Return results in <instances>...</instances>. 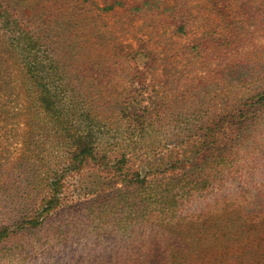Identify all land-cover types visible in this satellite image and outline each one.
<instances>
[{"label": "rangeland", "instance_id": "obj_1", "mask_svg": "<svg viewBox=\"0 0 264 264\" xmlns=\"http://www.w3.org/2000/svg\"><path fill=\"white\" fill-rule=\"evenodd\" d=\"M141 1L0 0L2 9L10 13V23L17 19L31 30L42 31L51 55L64 59L66 66L78 65L79 86L74 92L59 96L65 106L87 110L91 101L83 87H88L108 96L106 103L99 102L106 108L113 110L117 101L115 110L121 109V113L122 110L127 113L129 106L146 108L155 119L153 124L148 120L150 125L125 133L128 122L124 119L129 117L128 113H122L123 118L118 119L112 110H104L110 116L100 131L102 150L107 158L126 152L122 172L98 162L90 163L80 172L66 169L60 127L36 108L23 71L0 50V202L5 201L12 208L6 214L10 220L34 217L39 221L34 229L27 228L26 235L20 238L12 235L0 243V264H97L98 253L92 246L110 239L105 238L103 231L112 230L117 237L139 234L143 239H136L138 244L146 241L147 236H157L162 244L165 238L169 239L166 233L175 214L183 213L196 216L209 212L203 231L229 233L231 239L241 233L243 239L239 244L248 243L245 236L252 230L248 216L251 213L256 220L261 208L244 204L252 200L258 186L264 185V122L249 123L245 143L240 144L237 138L231 148L228 144L219 148L221 154H229L232 160L224 161L222 156L224 163L217 166L210 187L182 203L183 211H175L172 202L175 176H187L202 165L200 161L194 164L189 161L200 145L201 124L209 119L206 113L212 111L218 118L224 114L219 100L210 105L212 99L203 95L199 78L205 75V65L187 46L203 31L211 38L221 36L231 40V52L236 58L217 61L229 73L239 70L248 74L257 67V50L264 52V0L234 1L239 10H236L238 23L222 21L215 12L219 8L228 14L231 3L227 7L221 4L212 7L207 0H185L177 8L184 9L179 17L172 19L166 12L168 19H165L155 9L149 15L133 14L130 7ZM108 3L115 6L106 8ZM179 25H184L185 30H179ZM142 45L151 49V62H160L168 55L175 64L172 66L175 93L184 87L189 89L195 98L193 104L174 106L169 101L163 109L166 101L163 98L170 97L174 83L164 82L162 76L170 77L171 68L166 74L162 68L152 71L151 62L141 55L125 61L130 58L127 56L130 51H138ZM132 66L143 73L139 79L133 78ZM253 81L264 85V75ZM251 86L249 83L248 88ZM176 112L180 115L175 118ZM114 120L117 123L112 124ZM225 129L217 128L224 136L220 138L222 142L230 134ZM55 172L61 181L59 205L44 211L46 204L41 197L48 199L51 187L47 181L54 180ZM136 173L145 178L143 186L129 183L135 181ZM161 194L166 195L172 208L164 206L166 200L158 199L152 210L147 211L145 203ZM172 194L170 202L171 197L167 196ZM251 240L259 241L258 235L251 233ZM238 247L231 243L230 248Z\"/></svg>", "mask_w": 264, "mask_h": 264}, {"label": "trees", "instance_id": "obj_2", "mask_svg": "<svg viewBox=\"0 0 264 264\" xmlns=\"http://www.w3.org/2000/svg\"><path fill=\"white\" fill-rule=\"evenodd\" d=\"M207 1L212 7L217 4L227 7L231 3L228 14L224 12V9L222 11L219 8L215 12L219 14L218 17L222 21L238 23L237 11L239 12V10L235 8L234 4V1L237 0L232 2L231 0ZM158 3H162V5H158ZM180 3H185V0H172L171 3L170 1L142 0L132 4L130 9L133 14L143 13L145 15L154 13L157 10L155 13L160 14L165 19L168 18L164 13L169 12V16L173 19L174 16L179 17V12L183 13L184 11L181 7L177 9ZM114 6V3H108L105 7L112 8ZM148 8H151V12ZM152 9H155V11H152ZM178 29L184 31L185 26L179 25ZM35 30L19 23L17 19H13V23H10V13L4 11L0 4V50H4L6 55L13 62L15 61L16 65L23 71L24 79L28 80L27 83L30 86L36 108L52 123L60 127L66 150L63 162L66 169L80 172L90 163L98 162L100 164L105 163L106 167L109 166L116 172L121 171L125 166L126 152H119L116 156L107 158V154L102 150L103 137L100 131H102L103 126L107 123V118L110 116L105 114L104 110L111 111L112 108H106V105L99 104V102L106 103L107 100L105 99L108 96L105 93H97L94 89L83 87L84 93L89 95L91 101L90 105L86 107L87 110L84 111L72 105L70 107L65 106L59 96L66 94L68 91L74 92L79 86L81 77L80 72H78V65L66 66L64 59L51 55L43 32H36ZM231 42V40H224L221 36L211 38L207 32L203 31L201 35L193 37L192 43L187 46V50L200 58L205 65H203L205 69L202 67L205 70V75L199 78L203 95L212 99L210 105H215L219 100L224 108L222 111L224 114L218 118L219 115H215L212 111H206L209 119L201 124L202 132L198 134L200 145L196 150V156L189 161L191 164L200 161L202 165L197 167L196 170L188 172L187 176H175V200L172 202L173 194L167 196L168 198L171 197L170 202L172 204L175 203V211H183V206H180L182 203L185 204L191 201L198 193L204 192L210 187L217 166L224 163L221 161L223 155L224 161L229 162L232 160L229 154H221L219 148H223V144H226V146L228 144L231 148L237 138L240 144L245 143L248 137L249 123L255 125L264 122V85L253 81L259 80L260 76L264 75V52L257 50L258 55L256 58L254 57L257 67L255 66L254 69L248 71V74L243 75L242 71L239 70L229 73L227 68L220 66V60L217 61V59H230L232 61L236 58L231 52L233 49ZM151 52L149 47L142 45L138 51H130L127 54L130 58L126 57L127 60L125 59V61L129 62L131 58L141 55L150 64ZM172 62L165 54L160 62H151L150 64L152 71L162 68L164 69L163 74H166L168 68L172 70L169 71L171 72L170 77L165 78V75L162 76L164 82L171 85L174 83L170 87L172 92L170 97L163 98L166 99V101H163V109L169 104V101H172L171 105L174 106L178 104L187 106V104L195 102L192 92L185 87L179 90L178 94L175 93V68L172 67H175V64H172ZM130 69L133 78L139 79L143 74L137 66H132ZM155 76H158V74H155ZM243 78L247 81H243ZM248 82L250 86L251 84L256 85H252L249 89ZM191 83L194 84V82ZM181 91H183L182 95H180ZM84 93H82V96H84ZM236 96L240 97L235 98ZM229 97H232V99L227 103ZM116 105L117 101L112 113L118 119L123 118L122 113H128L127 116H129L126 120L124 119V122H128L124 126L125 133L130 131L131 128L140 129L150 125L151 122L148 120H151L153 124L155 120L146 108L137 109L134 107L130 109L129 106L127 109L125 108L128 110L127 113L124 110L121 113V109L115 110ZM119 107H121V104ZM179 110L184 109L180 108ZM179 115L180 112H176L175 118ZM115 123L117 122L114 120L112 124ZM218 126L222 130L226 128L225 131L230 132L226 138L227 141H223L224 143L220 140L224 136L222 132L217 130ZM106 158L108 161H104ZM109 161H112V163H108ZM173 170L174 168H171V172ZM54 175V180L47 181V185L51 187L48 199L41 197L42 202L46 204L43 207L44 211L59 205L58 192L60 191L61 181L57 177V172ZM144 179L136 173L135 181L129 183L131 185L141 183L142 185ZM158 199L166 200V195L161 194L152 198L153 201H147L145 203L147 211L152 210ZM183 199L187 200L183 201ZM251 199L244 205L249 204L251 207L261 208L256 220H253L254 217H251V213L248 216V220H251L249 227L252 230L250 232L254 236L258 235L259 241H252L250 232L246 233L245 236L248 243L240 245L239 241L241 242L243 239L241 233L237 235L238 238L231 239L229 233L219 232L215 234L214 231H203L204 222H207V218L210 216L209 212H203L201 215L196 216L192 213L175 214V220L167 229L169 232L166 233L169 239L165 238L162 244L157 236L150 235L149 238L147 236L146 241L138 244L136 239L140 241L143 239L139 234L133 237H117L112 230L103 231L105 238L109 236L110 239L104 240L96 237L103 239L105 242L103 244L97 242L92 246V249L98 253L95 262L97 264H264V185H260L255 189V194ZM164 206L168 209L172 208L168 206V201ZM10 210L12 208H8L5 201L0 202V243L6 242L12 235L13 237L17 235L20 238L26 235L27 228L34 229L39 224L37 218L34 217L29 219L15 217L10 220L6 217ZM231 243H236L239 247L237 249L230 248Z\"/></svg>", "mask_w": 264, "mask_h": 264}]
</instances>
